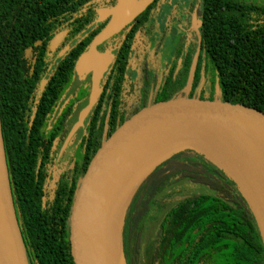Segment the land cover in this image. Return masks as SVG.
Here are the masks:
<instances>
[{
  "label": "trees",
  "instance_id": "16d2710c",
  "mask_svg": "<svg viewBox=\"0 0 264 264\" xmlns=\"http://www.w3.org/2000/svg\"><path fill=\"white\" fill-rule=\"evenodd\" d=\"M97 4L0 0V129L28 264H73L68 221L78 181L102 142L133 115L107 112L98 100L88 119L85 158L76 176L68 179L66 174L59 181L54 158L45 173L39 168L32 142L43 135V121L63 97L76 56L103 29L93 27ZM203 10L202 50L211 62L212 92L200 98L264 111V0H204ZM59 34L60 47L84 35L61 62L66 72L58 69L39 95L37 60L49 57L48 47ZM87 92L81 91L75 101ZM165 99L169 97L152 104ZM73 102L67 100L64 107ZM64 107L51 129L56 136L67 114ZM21 132L29 139L16 147L13 135ZM119 247L124 264H264L261 233L238 185L209 157L188 149L160 162L140 181L123 215Z\"/></svg>",
  "mask_w": 264,
  "mask_h": 264
},
{
  "label": "water",
  "instance_id": "95a60500",
  "mask_svg": "<svg viewBox=\"0 0 264 264\" xmlns=\"http://www.w3.org/2000/svg\"><path fill=\"white\" fill-rule=\"evenodd\" d=\"M152 1L117 0L113 8L97 12L98 22L108 17L110 20L75 63L74 70L80 81L91 73L90 91L86 106L80 111L77 123L67 136L62 150L96 105L103 74L113 61L111 53L101 54L97 52V47L132 22ZM234 133L246 134L264 146V111L219 99L178 96L148 105L126 119L102 142L75 190L68 221V241L73 264H112L104 237L108 207L119 193L121 185L132 177L133 171L151 154L181 137L188 136L197 143L179 147L156 162L141 176L136 187L156 165L186 149L209 157L223 169L201 143H204L208 135ZM238 187L252 209L264 244L263 219L245 192ZM0 264H28L12 203L1 129Z\"/></svg>",
  "mask_w": 264,
  "mask_h": 264
},
{
  "label": "flooded vegetation",
  "instance_id": "af4514ba",
  "mask_svg": "<svg viewBox=\"0 0 264 264\" xmlns=\"http://www.w3.org/2000/svg\"><path fill=\"white\" fill-rule=\"evenodd\" d=\"M95 1L98 2V6L94 10L93 27L103 25L104 28L110 18L98 22L97 12L113 8L117 0ZM203 1L153 0L132 22L97 47V52L111 53L114 56L100 84L101 93L98 100L103 109L107 112L113 109V113L128 115L151 105L158 98L178 96L200 98L211 94L208 83V80H211V62L203 54L201 39ZM83 35L77 36L70 43L60 47L62 36L59 34L55 42H51L48 47L51 53L49 57L37 60L39 61L37 72L39 75L42 73L36 85V92L39 95H42L50 77L58 69L62 73L66 72L65 68L60 66L61 62L66 59L72 47ZM87 50L88 48L80 52L73 61L70 81L63 97L52 108V115L47 116L43 121L42 125L45 126L43 135L32 142H36V152H33V155L36 156L39 168L42 167L45 173L48 163L54 158V164H58L59 181L66 174L68 179L76 176L85 158L86 128L90 115L73 132L63 150L62 147L71 129L77 123L80 111L87 103L91 73L80 81L74 70L77 59ZM86 88H88L86 96L75 101L78 94L83 90L86 91ZM112 90L115 91L111 93ZM75 94L76 96L72 99ZM67 100H74L68 108L64 107ZM63 107L67 114L62 117L61 132L56 136V129H51L56 124L58 113ZM21 133L19 141L20 144L25 145L29 135ZM61 137L62 141L56 149ZM50 168L49 166V170Z\"/></svg>",
  "mask_w": 264,
  "mask_h": 264
},
{
  "label": "bare ground",
  "instance_id": "6f19581e",
  "mask_svg": "<svg viewBox=\"0 0 264 264\" xmlns=\"http://www.w3.org/2000/svg\"><path fill=\"white\" fill-rule=\"evenodd\" d=\"M189 138L188 136L177 138L159 148L140 163L133 171L132 177L121 185L119 193L108 207L106 216L104 237L107 254L112 264H115V259L111 247V234L141 176L175 149L197 144ZM201 146L241 187L264 223V146L241 133L208 135Z\"/></svg>",
  "mask_w": 264,
  "mask_h": 264
},
{
  "label": "rangeland",
  "instance_id": "374dc122",
  "mask_svg": "<svg viewBox=\"0 0 264 264\" xmlns=\"http://www.w3.org/2000/svg\"><path fill=\"white\" fill-rule=\"evenodd\" d=\"M13 138H14L15 146L16 147L19 146V144H20L19 136L17 134H14ZM127 204H128V202H127ZM124 211L122 213V216L124 214ZM122 216H121L120 220L118 221L117 225L115 226V228L113 229V232L111 234V247H112V253H113V256H114V259H115V264H124L123 263L122 252H121L123 249L121 247H119L120 226H121V222H122ZM124 247H125V245H124Z\"/></svg>",
  "mask_w": 264,
  "mask_h": 264
}]
</instances>
